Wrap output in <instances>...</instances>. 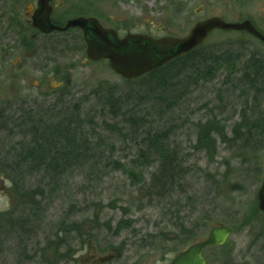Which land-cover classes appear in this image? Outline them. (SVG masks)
I'll return each mask as SVG.
<instances>
[{
    "label": "rangeland",
    "instance_id": "374dc122",
    "mask_svg": "<svg viewBox=\"0 0 264 264\" xmlns=\"http://www.w3.org/2000/svg\"><path fill=\"white\" fill-rule=\"evenodd\" d=\"M166 2L157 0L156 10L162 12L163 21L178 34L193 29L199 21L196 17L199 9L202 17L217 14L235 20L242 14L243 18L264 24V0ZM246 2L250 4L246 6ZM182 8L186 14L176 16ZM4 35L5 27H1V46L5 43ZM238 39L237 34L215 33L206 49L217 55L228 50L224 42ZM251 43V51L260 59L259 53L264 49L255 41ZM218 44L221 46L216 47ZM231 49L239 54L243 52L234 46ZM50 56L53 55L48 58ZM41 60L44 56L43 59H29L28 63L41 66ZM85 60V55L76 53V56L60 61L59 66L49 64V69L59 67L64 74L55 81L64 83L62 87L68 86L69 96L64 97L68 107L84 97L89 98L99 82L122 84L107 63L85 64ZM260 66L264 67V64ZM8 68L0 73V107L6 101L12 103L11 100L17 99L26 101L28 108L44 107L62 88L55 82L49 85L50 76L46 74L42 78L33 68L28 67L21 73L12 62ZM226 75L228 73L221 71L208 83L180 78L183 89L179 87L175 105L156 126L170 131L166 148L176 151L180 166L187 170L178 183L180 186L171 187L164 199L148 192L153 175L160 167V158L147 148L141 130L131 128L122 117H112L94 99H88L82 106V116L94 119L95 130L89 124L85 127L90 142L82 149L85 159L80 166L63 175L56 185L46 187L43 195L37 197L35 206L25 208L19 206L11 181L0 178V214H12L6 222L8 228L0 230V264H21L23 247L29 243L43 247L47 240L57 243L59 238L65 239L72 248L71 254H75L77 264H167L187 248H181L175 240L180 228L188 229L196 223L201 234L198 241L206 239L210 229L217 224L233 231L223 248H208L204 252L207 264H264V215L258 211L257 202V193L264 180V148L256 156H248L239 148L225 144L218 136L213 158L196 148L199 126L207 120L216 119L228 137L242 121V114L238 112L241 90L249 86L236 85L241 82V76L234 73L231 82H226ZM68 77L70 83L67 84ZM121 87V92L129 93L127 86ZM10 108L17 112L18 105ZM259 112V117H263L257 118L259 123H253L262 128L264 106ZM8 113L10 115L9 109ZM85 123L89 121L86 119ZM262 123L264 125V120ZM12 128L8 125L7 132L0 133V159L11 155V147L21 140L18 135H8ZM253 134L262 135L259 129ZM138 177L141 180L134 182L132 178ZM47 182L42 173L27 176L23 185L25 190H30L36 186L44 188ZM25 216V228L20 229V219ZM206 219L211 220L204 228L202 223ZM121 221H126L129 226L116 232ZM72 223L79 224V231L69 230ZM172 250L175 252H170Z\"/></svg>",
    "mask_w": 264,
    "mask_h": 264
},
{
    "label": "trees",
    "instance_id": "16d2710c",
    "mask_svg": "<svg viewBox=\"0 0 264 264\" xmlns=\"http://www.w3.org/2000/svg\"><path fill=\"white\" fill-rule=\"evenodd\" d=\"M214 54L215 52L208 51L201 53L197 49L174 60L163 69L139 79L123 80L122 84L99 82L90 92L89 98H82L72 107L66 106L64 101V97L69 96L70 93L68 86L58 90L53 100L46 102L48 105L44 107L49 109H43V106L38 105L28 108L24 100H11L12 103L6 101L0 107V133L7 132L8 125H12L13 128L8 131L10 132L8 135H18L21 140L11 147V155L0 159V178H7L11 181L19 206L23 208L35 206L37 197L43 195L46 187L56 185L63 175H68V172L70 174L72 168L80 166L85 159L82 157L84 153L82 149L89 146L90 142L86 135L88 132L85 133V127L89 124L94 129V119L82 116V106L88 102V99H94L112 117L116 119L122 117L125 119L124 123L129 124L131 128L141 130L143 139L147 142V148L156 152L160 158V167L153 175L148 192L156 198H166L171 187L180 186L178 183L186 176L187 170L180 166L176 151L166 148L170 131L158 129L156 126L164 120L175 105L176 93L179 87L183 89V86H180V78L188 77L189 81L200 79L208 83L224 71L228 73L225 76L226 82H231L230 77L234 73L232 55L227 52ZM252 57L247 63L249 68L245 72L237 73L241 76L239 79L241 82H237L236 85H248L249 87L248 89L243 87L241 90L238 112L242 114V121L236 124L232 136L226 135L216 119H209L199 126L196 148L204 151L211 158L216 154V136L220 137L225 144L233 145L244 151L246 155L256 156L264 148V125L262 123L264 118L260 122L262 128H257L256 123H253L257 121V118L263 117H259V109L264 106V67L260 66L262 61L259 58ZM121 85L127 86L129 93L121 92ZM147 104L151 105L145 107ZM11 105H18L17 112L11 110ZM86 119L89 123H85ZM257 122L259 123V120ZM258 129L262 135L253 134ZM42 173L46 182L49 180L44 188L36 186L30 190L24 189L23 183L27 176ZM132 179L134 182L135 180L139 182L141 177ZM11 216L10 213L0 214V230L8 228L9 225L6 222ZM210 220L206 219L202 226L207 228ZM26 221V216L20 219L18 227L25 228ZM71 225L70 231H73L72 229L79 231V224L72 223ZM125 226L129 224L121 221L117 225L116 232ZM107 227L110 228V225ZM200 237L196 223L188 229L182 226L175 240L181 248H185L198 242ZM55 241L47 240L43 247L40 244L36 246V254L43 264H77L75 254H71L72 248L66 243L67 241L63 238L57 239V243ZM62 247H65V252H62ZM24 251H26L25 258H23ZM31 259L28 247H23L21 264H27Z\"/></svg>",
    "mask_w": 264,
    "mask_h": 264
},
{
    "label": "flooded vegetation",
    "instance_id": "af4514ba",
    "mask_svg": "<svg viewBox=\"0 0 264 264\" xmlns=\"http://www.w3.org/2000/svg\"><path fill=\"white\" fill-rule=\"evenodd\" d=\"M156 2L157 0H0V28L5 27V43L3 46L0 45V73L9 70L8 65L12 62L14 67H19L21 73L29 67L41 74L42 78L48 74L50 76L48 84L55 82L61 88L64 83L55 80L62 78L64 74L59 67L49 69L51 63H57L59 66L60 61L81 53L86 56L85 64L105 62L110 68L108 59L90 60L87 57L89 50H95L96 57L119 54L142 58V61L152 60L163 63L149 72L155 73L177 59L167 60V53L176 51V47L174 48L171 42L167 44L165 42L186 38L192 31L191 29L186 34L176 33L166 21H163L165 18L160 14L162 13L160 10H156ZM249 4L250 2L245 3L246 6ZM198 11L196 17L199 21L196 24L212 18H219L227 24L235 25L250 21L254 29L264 36V24L243 18L242 14L235 20H228L217 14L202 17L203 13ZM183 12L185 8H182L176 16H182ZM75 20L83 21L84 25L67 28L68 24ZM52 26L61 30L51 31ZM215 33L239 36L237 41L224 42V46L228 47L226 52L234 59V74L245 72L249 68L247 63L253 58L252 56L258 57L251 51L253 46L251 41L257 42L264 49V42L248 31L227 32L216 29L199 48L201 53H205L207 43ZM233 46L243 52L239 54L235 49H231ZM259 54L264 64V51ZM49 55L53 56L48 58ZM43 56L41 66H32L28 63L29 59L38 57L43 59ZM69 78L65 83H70ZM260 214L264 215L263 212ZM36 246L31 243L27 245L32 258L27 264H43L36 254Z\"/></svg>",
    "mask_w": 264,
    "mask_h": 264
},
{
    "label": "water",
    "instance_id": "95a60500",
    "mask_svg": "<svg viewBox=\"0 0 264 264\" xmlns=\"http://www.w3.org/2000/svg\"><path fill=\"white\" fill-rule=\"evenodd\" d=\"M84 22L81 20H75L68 24L69 27H80L83 26ZM216 29H221L223 31H248L252 35L256 36L260 40L264 41V36L257 32L250 21H246L242 24H227L219 18H212L208 21L198 23L190 35L184 39H172V46L176 51L167 53V60H172L190 53L191 51L199 48L208 39L210 33ZM53 30H61L58 27L52 26L50 28ZM95 50H89L87 57L93 61H99L102 58L108 59L110 61V68L119 76L126 80L139 78L149 72L154 71L163 63H156L152 60H144L142 58H131L125 55L111 54V55H98L95 56ZM258 202L259 209L264 212V182L258 192ZM232 235V230L229 227L219 225L211 229L207 239L197 242L194 245L188 247L186 250L178 254L169 264H207L203 253L207 248L211 247H223L229 237ZM104 261H107L104 259Z\"/></svg>",
    "mask_w": 264,
    "mask_h": 264
}]
</instances>
